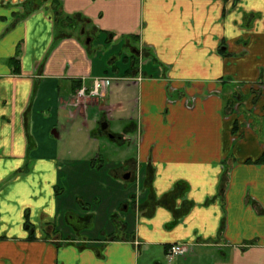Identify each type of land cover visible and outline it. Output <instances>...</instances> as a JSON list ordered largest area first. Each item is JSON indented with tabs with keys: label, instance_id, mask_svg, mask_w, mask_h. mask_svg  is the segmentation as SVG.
I'll use <instances>...</instances> for the list:
<instances>
[{
	"label": "crops",
	"instance_id": "crops-1",
	"mask_svg": "<svg viewBox=\"0 0 264 264\" xmlns=\"http://www.w3.org/2000/svg\"><path fill=\"white\" fill-rule=\"evenodd\" d=\"M64 125L127 145L78 212ZM263 157L264 0H0V264H264Z\"/></svg>",
	"mask_w": 264,
	"mask_h": 264
},
{
	"label": "rangeland",
	"instance_id": "rangeland-1",
	"mask_svg": "<svg viewBox=\"0 0 264 264\" xmlns=\"http://www.w3.org/2000/svg\"><path fill=\"white\" fill-rule=\"evenodd\" d=\"M105 96L106 92L103 96L90 98H104ZM114 127L115 122H112L110 130L113 131ZM90 128H93V126L90 125ZM86 139L87 135L83 132L78 133L74 129H71L68 132L67 125H64V129L61 131V140L66 147V151L72 153L71 155H66L64 157L67 162L72 160L76 161L75 165L78 173L59 174L57 177L59 182L58 186L62 189V194L58 196L57 202H66L70 204L72 209L77 210V212L81 208V205L94 204L100 196L103 202L109 200V196L107 195L108 191H105L104 189L105 185L109 181H114L110 179L111 175L108 172L109 168H107L103 174L97 173L96 171L91 172V168L96 170L101 163L107 164L109 161L117 162L118 160L121 162L123 158H128L121 155V152L127 148V145H125L126 147L123 144L119 146L117 142H111L106 137H100L96 142L90 143ZM130 156H133V152ZM97 157L100 158L102 162H98L96 160ZM106 167L109 166L107 165ZM61 213L63 212L61 211ZM66 216L67 217L66 219L64 218L63 225L61 227V230L64 231L66 238L72 236L73 239L79 240L82 236L86 237L90 234L93 238V232H85L91 231V228L94 226L93 222H79L75 220L74 213H68ZM108 225H110V223ZM81 227H83V235H80V232H78ZM85 233L88 235H85ZM88 238L90 237L88 236ZM138 264H142L140 259ZM146 264L151 263L147 262Z\"/></svg>",
	"mask_w": 264,
	"mask_h": 264
},
{
	"label": "built area",
	"instance_id": "built-area-1",
	"mask_svg": "<svg viewBox=\"0 0 264 264\" xmlns=\"http://www.w3.org/2000/svg\"><path fill=\"white\" fill-rule=\"evenodd\" d=\"M112 83V79L109 77H96L92 80V88L86 89L81 87L76 91L75 100H79L82 97H98L103 96ZM192 248L188 244H172L168 246L166 255L170 259L185 258L190 255Z\"/></svg>",
	"mask_w": 264,
	"mask_h": 264
},
{
	"label": "trees",
	"instance_id": "trees-1",
	"mask_svg": "<svg viewBox=\"0 0 264 264\" xmlns=\"http://www.w3.org/2000/svg\"><path fill=\"white\" fill-rule=\"evenodd\" d=\"M60 16H59V14H58V17H57V20H56V25L58 24V25H62V24H64V23H66L67 25H70L71 23H72V19L71 18H59ZM264 162V157L263 158H260L258 161H256V163H263ZM25 225H26V223H25Z\"/></svg>",
	"mask_w": 264,
	"mask_h": 264
},
{
	"label": "water",
	"instance_id": "water-1",
	"mask_svg": "<svg viewBox=\"0 0 264 264\" xmlns=\"http://www.w3.org/2000/svg\"><path fill=\"white\" fill-rule=\"evenodd\" d=\"M106 128H107V125H106L105 123H103V124L101 125V129H102V130H105ZM109 137L112 138V135H109Z\"/></svg>",
	"mask_w": 264,
	"mask_h": 264
}]
</instances>
